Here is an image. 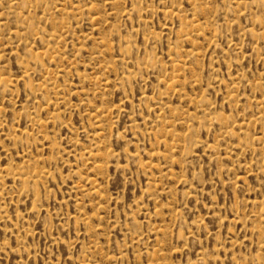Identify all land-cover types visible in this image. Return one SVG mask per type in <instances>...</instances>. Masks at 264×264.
Masks as SVG:
<instances>
[{"label":"rangeland","instance_id":"374dc122","mask_svg":"<svg viewBox=\"0 0 264 264\" xmlns=\"http://www.w3.org/2000/svg\"><path fill=\"white\" fill-rule=\"evenodd\" d=\"M0 264H264V0H0Z\"/></svg>","mask_w":264,"mask_h":264}]
</instances>
